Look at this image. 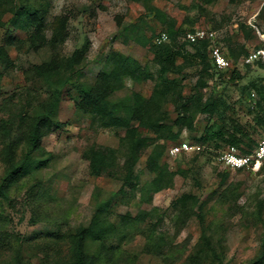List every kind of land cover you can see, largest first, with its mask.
<instances>
[{
	"label": "rangeland",
	"instance_id": "374dc122",
	"mask_svg": "<svg viewBox=\"0 0 264 264\" xmlns=\"http://www.w3.org/2000/svg\"><path fill=\"white\" fill-rule=\"evenodd\" d=\"M32 1L48 5V37L60 25L61 16L71 13L68 36L55 46L47 44L32 49L27 35L16 31V36L23 40L7 47L13 63L8 69L0 65L3 73L0 115L20 110L32 112L42 101L51 98L52 89L29 72L34 64L47 62L56 54H71L83 44L85 37L91 44L74 84L63 90L57 119L64 125L48 131L42 148L36 153L45 163L12 189V205L5 204L13 218L10 230L26 237L21 246L20 264H67L71 235L81 225H87L104 204H107L108 219L118 227L105 245L92 242L87 246L95 254H104L100 264H182L201 240L203 228L197 216L201 207L208 232L223 252V263L249 264L260 249L264 232V166L261 170L225 167L218 158L229 145L222 140L218 141V146L206 144L201 153L169 155V147L176 142L186 140L199 144L206 126L216 117L195 112L194 129L184 127L177 141L158 140L159 164L166 169L158 184L160 191L147 192L148 185L157 176L148 168L151 147L144 151L136 166L137 188L127 187L121 194L127 156L126 142L121 139L125 130L104 126L97 117L79 112L75 107L74 100L80 94L77 84L94 85L100 71L109 66L110 55L116 52L139 60L154 78L139 82L126 77L111 99L119 103L127 99L126 102L132 104L135 93L151 96L160 82V68L153 61L154 54L137 43L135 37L154 39L166 30L163 23L150 14L142 2L134 0ZM5 4L7 0L0 1V18L4 23L0 25V44L6 29L14 28L10 24L13 14ZM153 4L174 19L185 34L198 28L215 32V43L223 47L231 66L221 71L222 78L219 73L207 80L203 95L207 98L218 92L236 110L228 114L249 127L255 124L256 129L250 128L254 138L264 139V127L256 125L250 108L259 94L249 88L253 81L264 84V19L260 17L264 0H214L210 3L206 0H153ZM241 23L246 24V28ZM248 33L251 36L248 37ZM185 34L179 42H186V48L194 51ZM227 43H231L234 54ZM250 51L261 52L258 58L262 65L255 61L247 65ZM178 62L182 63V58ZM234 69L240 77L230 81ZM169 77L181 79L184 94L189 95L194 91L199 74L195 67L188 65L183 74ZM166 108L174 120L177 117L175 105L169 104ZM140 131L156 136L146 128L140 127ZM95 145L117 150L116 177L91 174L87 152ZM4 172L0 157V180ZM183 196L185 202H180ZM177 205L193 207L194 211L182 213ZM18 252L16 240L2 243L0 264H16L14 257ZM168 254L171 256L166 260Z\"/></svg>",
	"mask_w": 264,
	"mask_h": 264
},
{
	"label": "trees",
	"instance_id": "16d2710c",
	"mask_svg": "<svg viewBox=\"0 0 264 264\" xmlns=\"http://www.w3.org/2000/svg\"><path fill=\"white\" fill-rule=\"evenodd\" d=\"M0 1L3 2L4 0ZM7 1L8 4L5 5H8V11L13 14L10 24L14 28L6 29L0 44V65L2 68L8 69L13 63L7 47L23 40L16 36V31H23L27 35L26 40L32 49H38L47 44L55 46L59 41L67 38V28L71 19L69 14L71 15V13L61 16L60 25L53 32V35L48 37V5L32 0ZM134 1L142 2L148 12L158 18L166 27L165 31L157 34L158 36L162 33L168 35V39L162 43L156 42L157 36L154 39L146 36L135 37L137 43L154 54L153 61L160 68V82L149 97L135 93L132 104L126 102L127 99L120 103L112 100V94L121 87L124 78L128 77L139 82L154 78V74L139 60L133 56L116 52L110 55L109 66L100 71L98 80L94 85L77 84L76 87L80 90V94L75 98L74 103L79 112L97 117L104 126L125 130L124 135L121 136L122 142H126L127 145V156L124 162L125 175L123 185L120 188L121 194L125 193L127 187L137 188L135 184L136 166L144 151L153 148L147 162L148 168L157 176L148 185L147 192L154 194L160 191L161 186L158 184L161 183L166 172L164 171L166 169L159 164L161 150H159L158 140L177 141L184 127L190 130L194 129L195 112L216 117L213 123L206 126L204 134L198 139L197 143L202 146V149L196 153H201L206 144L218 146V141L222 140L229 146H236L242 153L248 154L261 140H256L254 133L250 130L251 127L256 129L255 124L249 127V125L247 126V124L228 114L229 111L235 113L236 110L218 92H213L207 98L203 95V90L208 86L207 80L219 73L221 74L220 78H222L223 72L221 71L228 69V67L219 68L217 66L211 55L210 40L190 42L187 39L194 49V51H190L186 48V42H179V38L185 34V30L177 27L175 20L169 18L161 8L154 5L153 0ZM213 1L206 0L208 3ZM260 17L264 19V6ZM3 24L0 18V25ZM241 26L246 28L247 25L241 23ZM249 36L251 34L248 33ZM90 44L91 40L85 37L83 44L71 54L63 56L56 54L47 62L34 64L29 72H33L45 86L52 89L51 98L42 101L32 112L20 110L14 113L10 112L8 115H0V157L5 166L3 178L0 180V246L2 243L10 244V240L18 242L19 252L14 257L16 264L22 262L20 251L26 237L10 230L9 224L13 218L5 209V204L12 205V189L19 186L24 177L32 174L34 170L45 163L46 160L37 158L36 153L42 148V141L48 131L54 127L61 128L64 125L57 119V113L64 95L63 90L68 85L74 84L75 77L80 74L81 65L87 57ZM227 44L228 48L232 50L231 43ZM251 53L253 52L250 51L248 55L250 56ZM232 54H234V50H232ZM179 58H182V63L178 62ZM254 61L262 65L260 58L246 63L249 66ZM188 65L197 69L199 79L194 91L186 95L183 91V85L180 83L181 79L170 78L169 75L183 74ZM2 74L0 72V96L3 90ZM238 77L240 74L234 69L230 81H237ZM249 88L259 94V98L251 102L250 108L254 113L256 125H263L264 127V84L253 81ZM169 104L175 105L177 117L174 120L166 108ZM2 107L3 105L0 103V111ZM140 127L146 128L156 136L142 134ZM116 153L117 150L110 146L95 145L90 147L87 157L90 162L91 174L97 177H116ZM263 166L264 162L261 168ZM183 198L185 196L180 199V202H185ZM105 205L107 204L95 212L87 225H81L71 235L67 264H100L103 262L104 254H95L89 251L87 246L92 242L105 245L118 227V224L108 219ZM177 206L180 207L182 213L194 211L193 207ZM202 211L201 207L197 213L203 228L201 240L182 264H224L223 252L217 248L214 238L208 232L206 218ZM122 217L127 218V216ZM170 256L169 254L166 255V260H169ZM249 264H264V232L260 249Z\"/></svg>",
	"mask_w": 264,
	"mask_h": 264
},
{
	"label": "built area",
	"instance_id": "2783aa9c",
	"mask_svg": "<svg viewBox=\"0 0 264 264\" xmlns=\"http://www.w3.org/2000/svg\"><path fill=\"white\" fill-rule=\"evenodd\" d=\"M186 38L190 42H198L202 40H210L211 42V55L219 68H226L231 65V61L222 49V47L215 43L216 34L212 30L205 28H198L195 31L188 32ZM168 39L166 33L158 36L156 41L162 43ZM259 52L250 54L247 61H252L258 58ZM202 149L200 144H195L191 141H180L174 143L169 147V155L177 157L183 153L197 152ZM219 161L227 168L230 169H257L259 170L264 162V139L248 154L242 153L236 146H229L219 155Z\"/></svg>",
	"mask_w": 264,
	"mask_h": 264
}]
</instances>
